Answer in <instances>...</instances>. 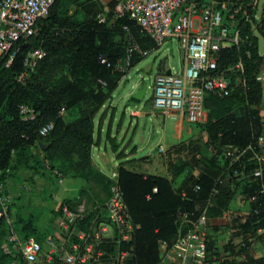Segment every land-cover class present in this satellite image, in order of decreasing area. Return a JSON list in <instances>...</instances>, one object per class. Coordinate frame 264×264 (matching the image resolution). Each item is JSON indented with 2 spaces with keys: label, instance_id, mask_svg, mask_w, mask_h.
I'll use <instances>...</instances> for the list:
<instances>
[{
  "label": "trees",
  "instance_id": "obj_1",
  "mask_svg": "<svg viewBox=\"0 0 264 264\" xmlns=\"http://www.w3.org/2000/svg\"><path fill=\"white\" fill-rule=\"evenodd\" d=\"M231 1L244 7L251 2ZM72 6H75L74 10ZM107 6L106 10L102 0H55L49 14L39 22L38 33L18 41L19 51L13 62L9 66L0 62V180L5 183L13 171L20 169H32L44 175L42 168L48 160L52 169L59 167L67 177L85 181V188L80 190L82 195L97 186L108 197L111 181L95 165L92 155V148L97 143L95 117L113 97L126 74L115 65L127 54L128 37L143 49L159 46L129 14L116 16L115 1L111 0ZM255 13L253 10L252 20L241 26L244 38L241 44L221 50L219 68L230 78L232 91L223 97L206 96L209 120L196 124L207 134L205 144L183 139L162 152L167 155L170 177L132 171L125 166L126 163L119 164L124 199L132 219L139 224L133 239L134 255L128 264H156L160 243L164 240L173 243L177 237L179 212L198 216L217 186L220 192L212 210L221 214L228 210L241 186L240 181L224 173L225 167L210 147H216L219 152L227 145L245 148L250 144L257 145L258 138L264 135V88L257 78L263 55L259 36L253 32L255 23L259 34L264 35V17L259 20ZM240 16L241 13L238 19L242 23ZM35 48H43L47 54L34 67H27L25 58ZM102 54L108 57L112 66L101 62ZM143 58L134 52L129 69ZM240 60L244 63V72L234 68ZM22 105L31 107L34 117L24 119ZM51 122L53 128L41 134L40 130ZM113 148L116 149L114 145ZM186 150L201 154L196 165L189 164V160L182 157ZM251 163L248 162L244 173L247 176L243 179L246 197L259 188V180L249 175ZM189 167L192 171L198 168L199 173L186 176L176 185ZM220 178L224 183H219ZM197 185L201 187L199 190H196ZM75 200L70 197L61 202L54 211L56 223L61 206L65 202L74 204ZM259 210V214L250 210L239 222L222 229L229 226L239 228L234 235L258 233V229L264 227V205ZM11 215L17 228L26 236L35 235L42 239L49 230L37 227L32 218L14 216L13 210ZM258 219L261 221L257 222ZM8 229L6 221H1L0 264H14L15 260L14 251L9 254L2 248ZM215 230L221 229L215 227ZM259 239L264 245V233L259 234ZM215 244L216 240L210 239V264L220 259ZM229 247L233 249L231 246L226 248ZM245 252V259L237 264H264V255L254 257L250 251L245 249ZM231 253L236 255L234 250ZM235 257L232 260L228 257L221 264L236 263Z\"/></svg>",
  "mask_w": 264,
  "mask_h": 264
},
{
  "label": "built area",
  "instance_id": "obj_2",
  "mask_svg": "<svg viewBox=\"0 0 264 264\" xmlns=\"http://www.w3.org/2000/svg\"><path fill=\"white\" fill-rule=\"evenodd\" d=\"M113 1L116 16L129 14L158 46L176 38L182 47V69L155 75L154 110L173 118L182 115L191 124L206 123L209 120L206 96L214 94L223 97L232 91L230 78L225 70L219 68L221 50L241 44L244 40L241 26L252 20L251 12L257 9L260 0H251L246 7L231 0ZM54 2L0 0V62L6 66L13 62L19 51L18 41L38 33L39 22L49 14ZM240 13L242 23L238 19ZM101 20H104L103 16ZM125 28L130 32L127 26ZM134 52L144 56L148 49L130 41L125 60H120L115 67L123 71L128 69ZM46 54L43 48L31 50L25 58V66L34 67ZM100 59L107 66H112L106 55L102 54ZM124 62L127 67H124ZM234 68L244 72L243 61H238ZM257 78L261 80L262 76ZM21 112L24 119L32 118L35 114L28 105H22ZM132 114L137 115L138 112L133 110ZM53 126L52 122L47 124L40 133L46 134ZM210 150L217 154L225 167L224 173L234 180L236 175L243 179L247 176L244 173L248 162L252 161L249 175L259 180V188L243 202L250 204L248 214L250 210L259 214V207L264 205V135L258 138L257 145L250 144L245 148L227 145L222 152L211 146ZM165 151L164 146L159 147L160 153ZM197 157L201 158V154H197ZM45 165L60 183L64 182V177L50 167L48 160H45ZM106 175L111 181L106 200L89 207L86 200H75L74 204L65 202L60 208L58 223L42 239L35 235L26 236L17 228L11 215L13 195L7 183L0 180V222L5 220L9 228L2 248L9 254L14 251V264H128L134 255L133 239L139 224L129 213L118 170L114 169ZM219 183H224V179L220 178ZM200 188V185L196 186V190ZM219 192L217 186L213 188L198 216L179 212L177 237L173 243L166 240L160 243L159 261L156 264H210L208 213L215 205ZM258 233H264V227L259 228ZM249 239L248 235L239 234L227 243H231L236 255L244 260L245 249L252 250L253 243L249 244Z\"/></svg>",
  "mask_w": 264,
  "mask_h": 264
},
{
  "label": "rangeland",
  "instance_id": "obj_3",
  "mask_svg": "<svg viewBox=\"0 0 264 264\" xmlns=\"http://www.w3.org/2000/svg\"><path fill=\"white\" fill-rule=\"evenodd\" d=\"M111 0H102L108 9L107 4ZM72 10L75 6L71 7ZM256 18L261 19L264 17V0H260V3L256 9ZM264 22V21H263ZM255 35L259 36L260 52L263 55V63L261 65L260 76H262V84L264 88V35L262 36L258 32V26L254 23ZM130 41H133L132 37H128L127 46L130 45ZM173 49V52H172ZM183 50L180 42L176 38H171L163 45L149 49L144 58L130 69L126 68V74L120 82L118 88L115 90L113 97L106 102L103 108L95 117V128L98 134L100 127V120H104V129L102 131V143L99 147L98 144L93 146L94 161L98 167L106 174H109L112 170H116L120 163H127L128 159H139L138 171L147 172L150 174H161L170 177L168 168L160 158L159 147L164 146L165 149L171 145L177 143L179 139L178 135V118H173L170 115H166L159 111L154 110L152 104V98L154 94V78L158 73L161 62H164L174 71L182 69ZM122 59V61H124ZM124 67L127 64L123 63ZM129 67V66H128ZM146 87L144 97L140 100L135 99L134 95L138 90ZM133 88V89H132ZM132 93L127 94L132 91ZM132 109H138L141 111L140 116L132 115ZM73 114V113H71ZM264 116V107L262 110ZM187 126L193 127L194 130L187 131L186 140H196L200 145L205 144L207 140V134L201 129L200 125L191 124L187 120L185 121ZM111 131V132H110ZM110 133L111 138L107 137ZM113 145L116 149L113 148ZM104 153V155H102ZM151 157L148 161L142 160V158ZM184 159L189 160V164L196 165V161L200 158L197 157L192 151H184L182 154ZM177 158V156L175 157ZM51 166V165H50ZM45 172L44 175L32 170V169H20L13 171L12 175L8 178L7 187L13 195L12 209L14 216H22L24 219L32 218L35 225L41 229H51V227L57 222L53 217L56 213L54 211L60 206L61 202L70 197H75L78 202L83 200L87 201V206H93L103 203L107 196L105 193H101L100 188L94 186L92 189H88L86 195H82L80 190L83 185L82 180L74 181L71 177L64 175L59 167L55 169L64 177V182L60 183L58 179L52 174V172L46 167L42 168ZM32 174V176H30ZM192 174V170L187 169L184 172V177ZM235 178V177H234ZM236 180L242 184L237 189L236 195L231 201L228 211L219 214L212 210L216 206L209 209L208 217L226 219V222L231 226L232 223L239 222L245 215H248L250 209L249 203H244L243 200L247 199L243 193V178L237 177ZM182 181V177L176 181V185ZM80 188V189H79ZM85 188V187H84ZM227 213V214H226ZM57 216V215H56ZM224 217V218H223ZM237 221V222H235ZM227 224V225H228ZM221 230L217 231L212 227L210 231V239L222 240V252H219L220 261L230 256L234 257L231 250L226 248L227 242L224 241L235 239L238 235H234L239 230H232V227H224L221 223L213 225ZM251 243L262 242L259 239V233L248 234ZM212 237V238H211ZM217 243V242H216ZM231 245V243H230ZM216 248V247H215ZM255 250H258L255 249ZM259 251V250H258Z\"/></svg>",
  "mask_w": 264,
  "mask_h": 264
},
{
  "label": "crops",
  "instance_id": "obj_4",
  "mask_svg": "<svg viewBox=\"0 0 264 264\" xmlns=\"http://www.w3.org/2000/svg\"><path fill=\"white\" fill-rule=\"evenodd\" d=\"M172 52H173V49H172ZM168 70H172V71H174V69L173 68H171V67H169L168 65H166L164 62H162V64L159 66V70H158V73L159 72H162V71H164V72H167ZM124 71H127V70H124ZM146 88V87H145ZM133 89V88H132ZM133 92V90L132 91H130V92H128L127 94H130V93H132ZM144 97V96H143ZM136 99V98H135ZM134 109H132V111H133ZM137 112H138V114L137 115H134V116H140L141 115V111L140 110H138V109H135ZM133 115V114H132ZM178 124H177V127H178V135H177V138L179 139V141L177 142V143H179L181 140H183V139H186V136H187V131L189 130V131H192V130H194V128L193 127H190V126H187L186 125V123H185V121H186V118H184V116H182V115H179L178 117ZM100 126H101V133L100 134H97V132L95 133V135H96V137H97V143L96 144H98L99 145V147L101 146V143H102V131H103V129H104V120L103 119H101L100 120ZM111 132V131H110ZM107 137L110 139L111 138V136H110V133H108V135H107ZM177 143H175V144H177ZM175 144H173V145H175ZM172 146V145H171ZM166 150H168V148L166 149ZM92 155H93V160H94V151H93V148H92ZM102 155H104V153L102 154ZM151 157H148V158H142V160H144V162L145 161H148L149 159H150ZM160 158L162 159V161H163V163L166 165V167L168 168V164H167V155L166 154H160ZM139 159H128L127 158V163L125 164V166L128 168V169H130V170H132V171H136V172H142V171H138L137 170V167H140L138 164H139ZM94 163H95V161H94ZM95 165H96V163H95ZM97 166V165H96ZM98 167V166H97ZM101 171H102V169L100 168V167H98ZM117 170H118V168H117ZM168 171H169V169H168ZM143 173H147V172H143ZM192 173L194 174V175H197L198 173H199V169L198 168H196V169H193V171H192ZM106 174V173H105ZM148 174H150V173H148ZM157 175H161V174H157ZM30 176H32V174L30 175ZM162 176H165V175H162ZM168 177V176H167ZM180 177H182V180L185 178L184 177V174L182 175V176H180ZM74 181H76V180H82V179H80V178H72ZM179 179V178H178ZM83 181V180H82ZM83 185H81V187L80 188H84L85 186H86V183H85V181H83ZM181 183V181L178 183V185ZM79 188V189H80ZM228 210H226L225 212H227ZM224 218V217H223ZM226 219L227 218H225V219H222L221 217L220 218H213V217H211V218H209V222L210 223H208L209 224V226H210V228L212 229V227H214L213 225H215V224H217V223H221L222 225H225L224 227H226V226H228L229 224H228V222H226ZM228 220V219H227ZM228 224V225H227ZM210 229V230H211ZM213 229H215V227L213 228ZM232 230H236V229H238L239 230V228H236V227H232L231 228ZM215 240H216V244H215V247H216V249L219 251V252H222V247H223V245H221L223 242H222V240H220V235H219V241H217V239L215 238ZM231 241L232 239H231V237H230V239H228V240H226V241H224V244H225V242H228V241ZM227 246H231L232 247V245H230L229 243H227V245H226V247ZM230 248V247H229ZM258 248V250H255V249H257ZM230 250H231V248H230ZM233 250V249H232ZM231 250V251H232ZM251 254L252 255H254V257H261V256H263L264 255V245L263 244H261V243H259V242H255L253 245H252V250H251ZM234 256H236L235 257V259H236V263H232V264H237V262H241L243 259H242V257L240 256V255H234ZM229 257V260H232L233 258L232 257H230V256H228ZM228 257H226V258H228ZM214 258H216V257H214ZM226 258H224L222 261H224ZM221 259H219V260H214L213 261V263L212 264H221V262L222 261H220Z\"/></svg>",
  "mask_w": 264,
  "mask_h": 264
},
{
  "label": "water",
  "instance_id": "obj_5",
  "mask_svg": "<svg viewBox=\"0 0 264 264\" xmlns=\"http://www.w3.org/2000/svg\"><path fill=\"white\" fill-rule=\"evenodd\" d=\"M167 73H171V70H168ZM146 88L140 89L137 91V93L134 95V97L138 100L142 99L145 94Z\"/></svg>",
  "mask_w": 264,
  "mask_h": 264
}]
</instances>
